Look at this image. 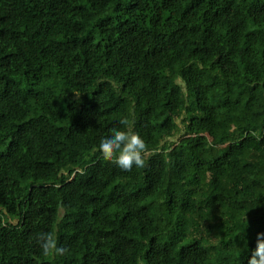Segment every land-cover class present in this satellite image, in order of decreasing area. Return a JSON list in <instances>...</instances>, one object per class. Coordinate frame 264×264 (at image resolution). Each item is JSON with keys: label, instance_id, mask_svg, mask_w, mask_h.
I'll return each instance as SVG.
<instances>
[{"label": "trees", "instance_id": "trees-1", "mask_svg": "<svg viewBox=\"0 0 264 264\" xmlns=\"http://www.w3.org/2000/svg\"><path fill=\"white\" fill-rule=\"evenodd\" d=\"M121 119L143 167L98 150ZM258 233L264 0H0V264H247Z\"/></svg>", "mask_w": 264, "mask_h": 264}, {"label": "clouds", "instance_id": "clouds-1", "mask_svg": "<svg viewBox=\"0 0 264 264\" xmlns=\"http://www.w3.org/2000/svg\"><path fill=\"white\" fill-rule=\"evenodd\" d=\"M125 128L112 127L102 135L98 150L104 159L115 164L124 171H129L135 165L144 166L143 153L146 145L139 133L127 127V120L119 121ZM36 243L44 256L63 255L66 249L58 246L57 239L51 232H40L36 235ZM247 264H264V233L257 234V242Z\"/></svg>", "mask_w": 264, "mask_h": 264}, {"label": "rangeland", "instance_id": "rangeland-1", "mask_svg": "<svg viewBox=\"0 0 264 264\" xmlns=\"http://www.w3.org/2000/svg\"><path fill=\"white\" fill-rule=\"evenodd\" d=\"M73 175H74V172H70V173H69V178H72ZM9 222H10V224H18V223H19L18 220H16V221H11V220H10Z\"/></svg>", "mask_w": 264, "mask_h": 264}, {"label": "water", "instance_id": "water-1", "mask_svg": "<svg viewBox=\"0 0 264 264\" xmlns=\"http://www.w3.org/2000/svg\"><path fill=\"white\" fill-rule=\"evenodd\" d=\"M61 211L63 212V209H61Z\"/></svg>", "mask_w": 264, "mask_h": 264}]
</instances>
